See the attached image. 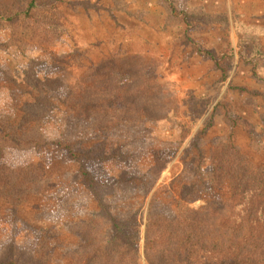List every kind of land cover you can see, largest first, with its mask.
I'll return each mask as SVG.
<instances>
[{"label":"rangeland","instance_id":"1","mask_svg":"<svg viewBox=\"0 0 264 264\" xmlns=\"http://www.w3.org/2000/svg\"><path fill=\"white\" fill-rule=\"evenodd\" d=\"M27 3L0 0L18 16L0 20V259L87 264L115 242L111 217L127 249L110 264H130L132 238L148 264L151 220L224 204L229 161L264 173V0ZM102 72L104 105L70 109Z\"/></svg>","mask_w":264,"mask_h":264},{"label":"trees","instance_id":"2","mask_svg":"<svg viewBox=\"0 0 264 264\" xmlns=\"http://www.w3.org/2000/svg\"><path fill=\"white\" fill-rule=\"evenodd\" d=\"M36 4L37 0H28V8L25 12L27 17ZM17 18V15H0V20L14 21ZM101 70L102 68L100 73ZM100 73L90 84L81 82L79 90L72 89L66 103L70 109L83 115L89 109L104 105L105 101L102 102L104 98L95 100L92 97L93 94L102 95L101 92L105 87L111 84V78L105 80L108 74L102 72L100 75ZM86 89L89 94L86 93ZM122 103L125 109L130 108L127 99L123 98ZM104 108L106 107L97 108V111L101 113ZM113 120L111 123L115 122ZM42 143L43 140L36 145ZM57 144L67 147L61 141ZM70 153L75 155L71 150ZM230 163L233 165L230 166ZM244 169L249 171V174L241 180ZM83 174L86 183L97 194L103 213H109V206L104 203L96 189L102 185L86 166L83 167ZM225 179L228 181L225 182ZM258 180L264 182V173L261 174L252 165L250 166L249 162L242 159L229 161V165L219 167L214 178L215 188L230 189L227 190L231 194L226 202L220 206L208 202L198 210H189L186 214L170 221L152 222L151 220L145 243L148 264H264V194L257 192L264 190V183H257ZM108 220L112 226H115V242L110 248L91 255L87 264L96 260L100 264H110L127 249L117 242L127 238L123 227L111 217H108ZM132 240L133 254L130 264H139L138 245L135 238ZM12 257H2L0 264H23L21 258Z\"/></svg>","mask_w":264,"mask_h":264}]
</instances>
